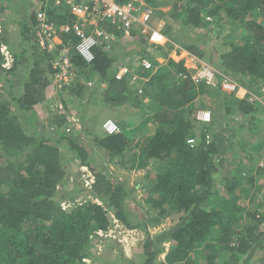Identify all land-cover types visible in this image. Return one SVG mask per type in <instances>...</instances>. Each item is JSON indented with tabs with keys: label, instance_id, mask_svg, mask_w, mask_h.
<instances>
[{
	"label": "trees",
	"instance_id": "16d2710c",
	"mask_svg": "<svg viewBox=\"0 0 264 264\" xmlns=\"http://www.w3.org/2000/svg\"><path fill=\"white\" fill-rule=\"evenodd\" d=\"M124 1L119 0L120 3ZM179 1L184 2L178 5ZM183 1L177 0L169 15L170 20L179 22V29L196 31L214 26L217 35L225 26L234 29L232 34L220 38L221 49L215 50L216 62H219L212 64L217 69L215 85L204 81L195 83L184 62L169 56L173 50L177 52L176 57L179 55L177 45L202 58L195 41L203 42L204 35L194 42L181 41L177 33L172 32L170 23L158 29L160 34V31L153 32L150 36L131 30L132 39L128 41L136 45L132 61L146 57L156 67L152 73L136 68L140 78H148L137 82L138 85L141 81L142 86L140 98L130 77L117 80L112 74L122 53L111 55L95 50L94 60L87 64L74 48L70 49L72 69L81 79L76 78L63 90L79 99L90 98L87 82L94 77L106 84L109 102L140 107L146 122L153 120L156 124L150 136L137 140L134 130L130 126L125 129V124L114 135L90 133L94 147L107 156L104 163L123 159L128 154L127 160L118 165L144 171L142 181L134 188L109 171L91 167L92 155L79 143L82 136L65 132L67 114L61 110L54 109V116L46 120V125L54 129V139L45 137L36 128V108L45 104L53 76L58 71L53 65L52 54L38 45L37 12H43L47 23L58 30L75 20L69 13V5L63 0L59 3L44 0L38 10H29L23 18H12L0 2V264H97L99 257L92 252L94 244L90 236L109 228V213L124 226L145 230L150 225H160L173 213L178 215V221L167 236L170 242L167 251L161 241L147 239L142 244L141 254L137 252L132 259L123 254L115 255L118 262L256 264L250 256L256 248L264 249L263 203L256 195V188L247 196L250 188L242 186L245 178L241 174L253 167L238 160L233 151L242 150L252 162L255 157L257 160L264 158V138L253 136L252 142L241 139L246 129L253 135L255 131L261 133L256 116L261 105L256 100L251 101L250 94L237 98L234 93H227L223 85L229 77L245 86L243 79L247 78L251 84L248 86L250 93L262 92L264 0ZM9 6L13 11L20 7L15 1L9 2ZM206 17L212 21H206ZM12 22L15 32L19 30L16 35L20 46L16 50L10 46L9 33L13 28L9 24ZM107 30L117 38L123 36L111 27ZM58 35L62 41L60 47L68 41L76 44L73 35ZM152 53L161 55L165 63H157ZM17 77V85L21 88L18 94L13 92ZM205 97L214 101L215 110L210 123H200L197 130L199 122L195 114L198 102ZM61 102L66 107V101L62 99ZM201 107L207 108L206 105ZM20 113L25 116L21 117ZM219 113L220 116H216ZM94 120L97 119L92 118V122ZM208 134L210 141L206 140ZM193 138L197 142L191 147L187 141ZM62 143H66L65 149L72 154L73 160L89 169V187H83L82 183L69 184L68 171L63 164L67 155H64ZM130 148L131 154L128 153ZM94 154L100 157L96 150ZM257 172L263 174L260 168ZM246 180L254 187V178ZM134 190L143 191L140 209L147 205L149 211L156 213L138 225L133 222L132 207L128 204L135 201ZM78 197L81 202L76 201ZM246 197L247 204H241ZM62 202H67V206L63 207ZM160 255H164L163 260L158 259ZM255 260L257 264H264V255Z\"/></svg>",
	"mask_w": 264,
	"mask_h": 264
},
{
	"label": "rangeland",
	"instance_id": "374dc122",
	"mask_svg": "<svg viewBox=\"0 0 264 264\" xmlns=\"http://www.w3.org/2000/svg\"><path fill=\"white\" fill-rule=\"evenodd\" d=\"M176 1L177 0H169V1H167V0H154V2H152L153 5H152V3L150 4L152 6V8H154V10H155L150 21H149V24H148L150 30L154 31V32L155 31L159 32L158 29H162V27L166 23L167 24L170 23L172 26V31L177 33V36L181 41H186L187 43L190 42V40L192 42H194V40H196L197 37L204 35L203 37H205L204 38L205 40L203 42H200L199 40L195 41V44L197 45L199 51L202 52V58H198L195 55H192L185 50L179 51V55L181 53L180 57H178V56L175 57V55L173 53H171V56H173V58L177 61L182 60L184 62V66L187 68V70H190L191 74L194 72L193 69L195 67H198L202 63L209 65L212 69L217 71L215 66L212 65L213 61L217 65L219 64V62H216L218 56L216 55L217 52L215 50L221 49L222 43H219L221 41L220 38H224V37L228 36L231 32H234V29L230 26H225L224 30H222V32H221L223 34L220 33L218 35H217V29L214 26H209V28H206V29L203 28V29H199L196 31L185 30L184 28L179 29V27H180L179 22L176 21V19L170 20V17H169V15L171 13L170 11H172L171 8L174 7V5L176 4ZM183 2L179 1L178 5L180 3L183 4ZM7 14H8V12H7ZM147 30H148V28H147ZM240 30L241 29H239V28L237 29V31H240ZM18 32H19V30L17 29V31L14 34L15 38H17V39L15 41H13V44L11 45L12 50L13 49L16 50L17 49L16 47H18V44H16L18 41V36L16 34H18ZM110 34L113 35L112 33H110ZM147 34H148V32L144 33L143 35L146 36ZM150 34H153V32H150ZM14 45H16V47ZM133 46H136L135 43H133V44L130 43V44H127L126 46H123L122 43L120 44V42H118L117 39L114 38L111 40L106 51H109V54L112 55V54H117L120 50L124 49V47L125 48H133ZM175 48H178L177 45H175ZM223 48L225 49V46H223ZM149 53L151 54V52H149ZM130 54L135 55L136 52L130 50ZM125 57H126L125 54H121V56H120L121 61L124 62ZM155 57L162 59L161 55H159L157 53H155ZM137 67H139L138 62L135 63V66L131 68L130 73H132V71L138 72V71H136ZM149 72L152 73L153 70H150ZM221 73H222V71H221ZM21 76H22V73L20 74V78H21ZM75 76H76V78H78V80L81 79L76 74H75ZM18 77H19V74H18ZM18 77H17L16 81H14L15 84L13 87V92L16 94H18L20 92V89H21L20 86L18 87V85H17L18 84L17 83ZM227 78L230 79L228 81L229 83L232 82L231 86L235 85V89L233 91L229 90L230 88L229 87L227 88L226 87L227 83H225L223 85L224 91H226L227 93H234L235 97H237V98H245L248 94H250L251 96H254L253 100H256L261 105V110L258 111V113L256 114V116L258 118L257 124L261 128V129L259 128L261 130V133H258L255 131L256 135H253V133H250L248 131V129H246L242 132L241 139L248 141V142H252L253 140H255V138L253 136L264 138V126H263V124H264L263 123L264 122V92L263 93H261V92L257 93L256 92L257 94L250 93L248 88L251 86V84L247 78L243 79L245 86L238 84L232 78H229V77H227ZM57 83L58 82L56 81L57 87L55 86V81H54L51 88H49L50 90L48 91V97L46 99L45 104L40 106L41 108H36L37 120H38V122L36 123V128L40 132H42L45 135V137L49 138L50 140L54 139L56 137V135L54 133V129L49 128L46 125V120H48V119L51 120V118L54 116V112H55L54 109H56V108L58 109V106L61 105V100H62L61 97L62 96H64V98L66 96H69V99L66 98V100L68 99V103H69L71 108H73L75 110L77 109L76 110L77 111L76 117H79V114L82 113L83 109H87V110L91 111L92 118L97 119L96 122H98L99 118H102V117L112 118L114 115H116L119 120H122V121L128 120L126 122V124L129 123L130 124L129 126L139 125L137 123L141 122L144 118V115H143L144 113L142 112L140 107L139 108H132V107L121 108V107L117 106V108H113V109L106 111V112H104V110H102V109H100V112H98L97 111L98 108L95 109L94 107H93V110H91L87 106L89 100L86 96H84L83 98H80V99L76 98V97L71 98L70 97L71 94L66 93V90L58 89L59 87H58ZM5 86H7V85H5ZM92 88H93V86H92ZM261 90L264 91V87L261 88ZM102 93H103L102 90L101 91L97 90V92H93V90H92V93L88 92V94H89L88 96L91 95L95 100H97V99L102 100ZM85 102H87V104ZM144 103L146 104V102H144ZM91 104H93V103H89V105H91ZM205 105L207 106V108L201 107V106H205ZM214 106H215L214 101L205 97V99L202 102H198V110L197 111L203 110V111H206V112H209L210 114H212L215 110ZM107 113H109V115ZM20 115H21V117L25 116L22 113H20ZM107 115L112 116V117H108ZM218 115L220 116V113L216 114V116H218ZM199 127H201L200 123L197 124L196 129L198 130ZM222 127H224V125H222ZM208 136H210V134H208ZM236 138L239 140L238 136ZM193 139L195 140V142H197L196 138H193ZM210 139H208V140H210ZM88 142H89V140H87V138L83 137V138L79 139V143L81 144L80 146L85 145V147L90 148L91 155L93 156V151L91 150L92 147L88 144ZM87 145H89V146H87ZM61 146H62V150L67 148L66 143H62ZM65 151H66V149H65ZM237 152H239V153H237ZM233 153L236 155L237 159L244 162V164L247 167H253L249 170L246 169L241 174V176L243 178H245L242 186L246 189L250 188V191L248 192L247 196H251V193L255 190V188L257 189L256 195L259 198V200L263 203L262 211H264V174H260L259 172H257V168H259L258 164L260 163L259 161H261L263 158L257 160L256 159L257 157H255L253 159L254 161L252 162V161L247 160L249 158V157H246V156H248V154L244 153L242 150L236 149L233 151ZM64 155L68 156V157L66 156V160L63 161V164H64L65 168L67 169L68 174L70 176L67 178L69 181V184L73 185V183H81L79 181L81 173L79 174V171L76 170V168L74 166L75 159L74 160L72 159V154L70 152L66 151V153H64ZM97 156L98 155L94 154V156L92 157L93 159L91 162V167L99 168L100 170H103V171H109L110 174L112 176H114L116 179H118L120 181H126L130 188H134L136 186L135 184L137 182H139L138 180H139V178H141V175H139V174H141V173L144 174L143 170H128L125 168L122 169V168L114 165V163H110L111 161L104 163L103 159H106L105 158L106 156L100 155L102 157V158L99 157V158H101V161L98 160ZM263 156H264V153H263ZM76 162H77V164L79 163L78 161H76ZM250 163H253V164H250ZM76 175L77 176L79 175V176L77 177ZM135 177L137 178L136 181L134 180ZM249 177L254 178V180H255L254 187L249 186V184L246 180V178H249ZM129 190H131V189H129ZM142 193H143L142 190L132 191V197L135 198V201H134V203H132V202L128 203L129 206L132 207L131 212H133V222L137 225L144 223V221L148 220L149 218H152L156 214L154 212L149 211V207L147 205L143 206L142 209H140L141 207L139 204V200L141 199L140 197L143 195ZM245 193H246V191H245ZM223 194H224V191L222 192V190H221V195L223 196ZM78 198H81V197H78ZM243 199L244 200L241 201V204L246 205L248 202V198L246 197V199L245 198H243ZM135 203H136V205H135ZM177 219H178V215L173 213V215L167 216L165 219H163V221L161 222L160 225L152 226L149 224L150 226L147 228V230L142 229V228H137V229H134L133 231L135 233H137V236L140 238V240L144 239V242L147 239L149 241L151 239L156 240L158 242L161 241V245L164 247V250L167 251L170 247V242L167 241V236L169 234L170 229L172 227H174V224H176V222L178 221ZM138 229L139 230L141 229L140 231L143 232L144 236L140 235V232L138 231ZM108 240H109V238H108ZM102 245H103L102 251L100 253H98V252L95 253L97 255V257H99L97 264H129V262H123V260L118 262L117 260L114 259V256L116 254L115 252L118 249L116 248V246L112 242H110V243L108 242V244H107V240H103ZM127 249L130 250V248H128V247H127ZM142 250H143L142 245L138 249H135L134 252L132 251V247H131V253L132 254L127 253V256L132 259L133 257L136 256L135 254L137 252H139V254H141ZM123 251H124V248H123ZM119 254L120 253H117L116 255H119ZM263 255H264V249L261 250V249L256 248V250L254 251V253L250 257H252V261L257 264V261L255 259H260L261 257H263ZM163 257H164V255H160L158 257V259L163 260ZM100 259H102V260L100 261ZM87 260L90 261V259H87Z\"/></svg>",
	"mask_w": 264,
	"mask_h": 264
},
{
	"label": "built area",
	"instance_id": "2783aa9c",
	"mask_svg": "<svg viewBox=\"0 0 264 264\" xmlns=\"http://www.w3.org/2000/svg\"><path fill=\"white\" fill-rule=\"evenodd\" d=\"M52 1L56 3L61 2V0ZM63 1L69 5V13L74 16L75 20L62 25L58 30L47 23L46 16L43 12H37V19L40 22V29L37 32V42L41 49L47 50L52 54L53 65L58 68V71L53 76L56 87V81L58 82V89L69 87L76 80V73L72 69L70 60L71 48L75 49L85 63L90 64L95 57L94 48L106 51L113 39V35L107 30L108 27L120 31L124 35L131 34V30L133 29L141 28L139 30L141 33H146L150 30L148 24L154 9L148 4V0H125L123 3H120L118 0ZM59 33L71 34L78 42L72 45L68 41L67 45L60 47L62 41L59 38ZM141 65L146 70L152 69V64L147 59H142ZM126 71V68L119 69L115 74V78L118 80L122 79ZM215 72L216 70L212 69L209 65L202 63L198 67H195L194 72L189 74V76L195 83L204 81L206 84L215 85ZM179 76L186 78L184 74H179ZM228 81L226 79L224 84L227 83L226 87H229V90L233 91L235 85L231 86L232 82L229 83ZM88 85H91V83L88 82ZM138 92L141 93V89ZM251 97L249 99L252 101L254 96ZM59 108H62L61 105H59ZM195 120L199 123L207 124L211 121V114L199 110L195 114ZM68 121L71 123V126H75L76 121L73 118L68 117ZM101 128L107 135L116 134L120 131L117 123L109 118L102 122ZM66 131L70 132L71 129L67 128ZM206 139H209L208 135H206ZM187 142L190 146H193L195 140L188 139ZM259 165L264 172V159H262ZM85 168H80V179L84 187H89V169ZM76 201L81 202V198H77ZM93 202L102 205L98 200H93ZM61 205L66 207L67 202H62ZM111 223L112 225L107 231H97L90 236L98 253L103 246V240L108 238L116 241L124 248H130L139 241L140 238L137 236V233L126 228L113 216Z\"/></svg>",
	"mask_w": 264,
	"mask_h": 264
},
{
	"label": "crops",
	"instance_id": "0c3cea01",
	"mask_svg": "<svg viewBox=\"0 0 264 264\" xmlns=\"http://www.w3.org/2000/svg\"><path fill=\"white\" fill-rule=\"evenodd\" d=\"M12 1H15V4H18L20 7H17V10L16 11H13L12 9H14V8H10V6H9V2H12ZM42 1H44V0H0V2H2L6 7H7V11L6 12H8V16H11L12 18H17V17H19V18H23L24 17V14H26V12L28 13V11L30 10H33V11H35V10H38L39 8H40V5L42 4ZM45 1H48V2H50V1H52V0H45ZM15 25H14V22H12L11 24H9V27H14ZM165 26V25H164ZM164 26L162 27V29H164ZM9 29V28H8ZM11 32H10V46L13 44V41H15L17 38H15V36H14V34H15V28H13L12 30H10ZM160 31V30H159ZM173 32V31H172ZM160 33H161V31H160ZM159 33V34H160ZM15 38V39H14ZM163 38L164 39H166V40H168V38H166V37H164L163 36ZM131 42L130 41H126V39L125 38H123V46H126L127 44H130ZM16 44H18V47L20 46L19 44H20V39H19V37H18V41H17V43ZM15 47H16V45H14ZM18 47H16V48H18ZM178 48H176V49H178L179 51H183L184 49H182V48H180L179 46H177ZM135 48H136V46H133V48H125L124 47V49H122V50H120L118 53H122V54H125L126 55V57H125V59H124V62L123 61H121V59H120V57L117 59V61H116V63H115V68L112 70V74L114 75L116 72H117V70H118V68L120 67V66H122V65H127V66H129V74L127 75L128 77H130V79H131V82L132 83H134L133 85H135V87L134 88H136V90L137 89H142L141 87V85H140V82L141 81H139V84L137 85V82H138V80H144V81H146L148 78L147 77H145L146 79H142V78H140L139 76H138V74H137V72H135V71H132V73H130V70H131V66H132V64H133V62H132V58L134 57V55L131 57V55H130V50L131 51H135ZM126 50H127V52H126ZM128 50H129V52H128ZM186 51V50H185ZM117 53V54H118ZM171 53H173L174 55H176V53H175V51L173 50V51H171L170 52V57L171 58H173V56H171ZM180 55H181V53H180ZM180 55H177L178 57H180ZM176 57V56H175ZM174 59V58H173ZM175 60V59H174ZM175 61H177V60H175ZM126 62V63H125ZM157 62L158 63H160V64H164L165 62H163V59H161V58H157ZM112 75V76H113ZM96 78H91V80H90V82H92L93 84H92V86H93V88H88V92L89 93H92V90H93V92H97V90L98 91H101L102 90V100L101 99H97V100H95L91 95V97H90V99L88 98V104H87V102H85L86 104H87V106H88V108L89 109H91V110H93V107L95 108V109H97L98 108V112H100V109H102V110H104V112H106V111H109V110H111V109H113V108H117V106L118 107H121V108H126V107H128V108H130V107H132V108H135V106H132L130 103H119V104H117V103H111V102H109V95H108V93L106 92V84L105 83H101V82H98L97 80H95ZM91 87V86H90ZM99 88V89H98ZM104 88V89H103ZM101 89V90H100ZM66 93H68L69 94V91L68 90H66ZM262 93V92H261ZM138 94V93H137ZM142 94V93H141ZM141 94H139V97L138 98H140V95ZM106 96H107V98H106ZM70 97L71 98H74L75 96H72V95H70ZM66 98H68L69 99V96H66L65 98H64V96H62L61 97V99H63V100H65L66 101V107H64V105H63V103L61 102V104L63 105V108L65 109V111H66V114H67V116H69V118H73L75 121H76V125H75V127L73 128V131L74 132H76V134H78V135H80V136H82V138L84 137V138H87V140H89V142H88V144L92 147L91 148V150L93 151V156H94V151L96 150V152L99 154V156L100 155H103V153H99V151H98V148L96 147H94L95 145H94V143H93V136L91 135V134H95V133H97V135H99V136H104V133L102 132V130H101V123L103 122V120L105 119V117H102V118H99V120H98V122H96L95 123V120H94V122H92V116H91V111H89V110H87V109H83V111H82V113L81 114H79V117H76V114H77V109L75 110V109H73V108H71L70 107V105H69V103H68V99L66 100ZM79 102V101H78ZM81 103V102H80ZM89 103H93V104H91V105H89ZM108 115H109V113H107ZM107 115V116H108ZM112 115V114H111ZM108 117H112V116H108ZM107 118V117H106ZM114 118V120L115 121H117L118 122V125H120L119 127H121V125L122 126H124V124L126 125L125 126V129H127L128 128V126L130 125L129 123L128 124H126V122L128 121V120H119L118 118H117V116L116 115H114L113 117H112V119ZM146 120L147 119H145V118H143V120L141 121V122H139V123H137V124H139V125H134V126H130L129 128L132 130H134V133H133V135H135L134 137L136 138V139H140V137L142 138V137H146V136H150L153 132H154V130H155V127H156V124L153 122V120L151 121V120H148L147 122H146ZM121 122H123V123H121ZM146 122V123H145ZM143 124V125H142ZM140 127H141V129H140ZM140 129V130H139ZM91 133V134H90ZM81 145V144H80ZM89 145H87V146H89ZM93 145V146H92ZM82 146H84L85 147V145H82ZM81 146V147H82ZM133 147V146H132ZM131 147V148H132ZM87 150H88V152H89V154L91 155V151H90V148H88V147H85ZM131 148L128 150V153H130L131 154ZM94 149V150H93ZM100 150V149H99ZM92 156V157H93ZM127 156H128V154L126 155V156H124V158L122 159V158H116V159H114V160H112L110 163H114V165H116L117 167H120L118 164L120 163V162H122V160L123 161H126L127 160ZM91 157V158H92ZM101 157V156H100ZM107 157V156H106ZM90 158V159H91ZM102 158V157H101ZM101 158H99L98 157V160H100L101 161ZM93 159V158H92ZM75 162V164H74V166H75V168H76V170H77V162L76 161H74ZM73 162V163H74ZM120 168H122V166L120 167ZM124 168V167H123ZM122 168V169H123ZM126 169V168H125ZM67 170V169H66ZM74 175V174H73ZM72 175V176H73ZM139 175H141V178H139V182H137L135 185L137 186V184H139L141 181H142V177H143V173H141V174H139ZM68 177H69V174H68ZM67 177V178H68ZM135 181L137 180V178L135 177V179H134Z\"/></svg>",
	"mask_w": 264,
	"mask_h": 264
},
{
	"label": "clouds",
	"instance_id": "9594fccd",
	"mask_svg": "<svg viewBox=\"0 0 264 264\" xmlns=\"http://www.w3.org/2000/svg\"><path fill=\"white\" fill-rule=\"evenodd\" d=\"M118 1H119V0H118ZM149 1H151V0H148V4H149V5H150L152 2H154V0H152L151 2H149ZM167 1H169V0H167ZM150 6H151V5H150ZM151 7H152V6H151ZM153 9H154V8H153ZM154 11H155V10H154ZM153 13H154V12H153ZM206 21L211 22L212 20H211L210 18L207 17V18H206ZM140 30H141V29H140ZM116 31H117V30H116ZM136 31H139V29H136ZM150 32H152V31H151V30L148 31V34H147L148 36L151 35ZM155 32H156V31H155ZM110 33H111V32H110ZM114 33H115V31H114ZM139 33H141V32L139 31ZM122 34H123V33H122ZM141 34H144V33H141ZM147 35H146V36H147ZM130 36H131V34H129V35H124V34H123V36H122L121 38H120V37L117 38V36L114 35V36H113V39L116 38L117 41L120 42V44H121V43L123 44V38H125L126 41H127V40H130ZM126 37H127V38L129 37V38L127 39ZM74 38H75V37H74ZM75 40H76V43H77L78 40H77L76 38H75ZM70 42H71V41H70ZM95 50H99V49L94 48V52H95ZM99 51H102V50H99ZM102 52H108V53H109V51H102ZM94 55H95V54H94ZM152 55H153V53H152ZM153 56H154V58H155V61L157 62V58L155 57V55H153ZM161 57H162V56H161ZM142 59H147V60H149V61L151 62V64H152V69H150V70H153V72L156 70V67L153 65V62H152L150 59L146 58V57H145V58H141L140 60L132 61L133 64H132L131 68L134 67V66H135V63L138 62L139 68H141V69H143V70H145V71H150V70H146V69H144V68L142 67V65H141V60H142ZM162 59H163V62H165V59H164L163 57H162ZM157 63H158V62H157ZM159 64H160V63H159ZM121 68H126V69H127L126 73H125L124 76L122 77V78H124L125 76H127V75L129 74V66H127V65H122V66H120V67L118 68V70L121 69ZM118 70H117V72H118ZM188 71H189V74H191V73H190V70H188ZM193 71H194V69H193ZM115 74H116V73H115ZM115 74H114V78H115ZM115 79H116V78H115ZM117 80H118V79H117ZM120 80H121V79H120ZM88 82L91 83V85H88ZM88 82H87V86H88V88H92V82H90V81H88ZM90 86H91V87H90ZM262 90H263V89H262ZM262 90H261V91H262ZM138 91H139V89H138ZM262 92H263V91H262ZM141 93H142V89H141ZM141 93L138 92V94H141ZM61 107H62V108L60 109L59 106H58V109L61 110V112H63V113L66 114V111H65V109L63 108V105H62V104H61ZM68 117H69V116H67V126H66V128H65V132H67V131H66L67 128H70V129H71L70 132H72L73 134H76V133L73 131V128H74L75 126H71V123L68 121ZM105 119H108V118H105ZM105 119H104V120H105ZM109 119H112V118H109ZM104 120H103V121H104ZM112 120L115 121L114 119H112ZM115 122H116V121H115ZM116 123H117V122H116ZM209 123H210V122H209ZM207 124H208V123H207ZM75 125H76V123H75ZM101 125H102V123H101ZM117 125H118V124H117ZM101 130H102V128H101ZM119 130H120V129H119ZM102 132H103V130H102ZM119 132H120V131H119ZM119 132H118V133H119ZM67 133H69V132H67ZM103 133H104V132H103ZM116 134H117V133H116ZM104 135H107V134L104 133ZM112 135H114V134H112ZM210 138H211V137L209 136V139H210ZM206 140H207V141H210V140H208V139H206ZM195 144H196V142L194 143V145H195ZM189 145H190V144H189ZM194 145H193V146H194ZM191 147H192V146H191ZM263 159H264V158H263ZM75 161H78V160L75 159ZM261 161H262V160H261ZM261 161H259V162H261ZM78 162H79V161H78ZM259 164H260V163H259ZM259 164H258V167L262 170V173L264 174L263 169H262V167H261ZM81 167H86V166H82V165L80 164V162H79V163L77 164V170L79 171V174H80V168H81ZM86 168H87V167H86ZM87 169H88V168H87ZM76 176H77V175H76ZM78 176H79V175H78ZM78 176H77V177H78ZM69 177H70V176H69ZM79 181H80V182L82 183V185H83V182L81 181L80 178H79ZM79 181H78V182H79ZM83 187H84V186H83ZM90 199H91V201L93 202V199H92V198H90ZM95 200H96V199H95ZM100 203H101V202H100ZM101 204H102V203H101ZM109 215H111V216L114 217V215H113L112 213H109ZM111 216H110L111 221H110V226H109V228H110L111 225H112V223H111V222H112V217H111ZM114 218H115V217H114ZM115 219H116V218H115ZM120 223H121V222H120ZM122 225H123V224H122ZM125 227L128 228V229H130V230L137 229V228H129V227H127V226H125ZM109 228H108V229H109ZM108 229H107V230H108ZM107 230H106V231H107ZM140 230H141V229H140ZM140 230L138 229V231L140 232V235L144 236L143 232L140 231ZM106 240H107V244H108V242H109V243L112 242V243L116 246V248L118 249V250H117V249L115 248V249L117 250V251L115 252L116 254H117V253H120L121 255L123 254V256H125L126 258H129V257L127 256V253L132 254V253H131V247H132V251L134 252L135 249H138V248L144 243V239H142V240L139 239V241H138L136 244L132 245V246L130 247V250H128L127 248L122 247V246H121L119 243H117L116 241H113V240H111V239H109V240L106 239ZM92 244H93V242H92ZM104 248H105V247H104ZM123 248H124V251H123ZM102 249H103V247L101 248V251H102ZM125 250H126V251H125ZM101 251H100V252H101ZM92 252H94V253L97 252L95 246H93ZM100 252H99V253H100ZM116 254H115V255H116ZM95 255H96V254H95ZM88 262H89V261H88Z\"/></svg>",
	"mask_w": 264,
	"mask_h": 264
},
{
	"label": "water",
	"instance_id": "95a60500",
	"mask_svg": "<svg viewBox=\"0 0 264 264\" xmlns=\"http://www.w3.org/2000/svg\"><path fill=\"white\" fill-rule=\"evenodd\" d=\"M148 249H150V247Z\"/></svg>",
	"mask_w": 264,
	"mask_h": 264
}]
</instances>
